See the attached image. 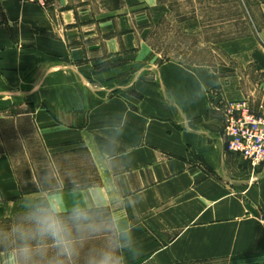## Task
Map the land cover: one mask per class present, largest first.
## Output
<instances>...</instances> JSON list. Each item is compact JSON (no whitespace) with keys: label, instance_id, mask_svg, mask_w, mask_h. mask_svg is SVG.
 I'll use <instances>...</instances> for the list:
<instances>
[{"label":"crops","instance_id":"0c3cea01","mask_svg":"<svg viewBox=\"0 0 264 264\" xmlns=\"http://www.w3.org/2000/svg\"><path fill=\"white\" fill-rule=\"evenodd\" d=\"M170 12L159 0H0V220L27 194L61 209L87 200L70 186L84 178L135 226L144 255L130 264H264V163L227 150L220 112L264 110V51L158 62L148 37ZM49 166L60 190L37 193Z\"/></svg>","mask_w":264,"mask_h":264},{"label":"clouds","instance_id":"9594fccd","mask_svg":"<svg viewBox=\"0 0 264 264\" xmlns=\"http://www.w3.org/2000/svg\"><path fill=\"white\" fill-rule=\"evenodd\" d=\"M42 185L36 191L55 192L60 184L51 167L43 170ZM91 181L80 178L70 186L84 189L87 200L72 202L61 209L40 196H23L15 209V220L0 229V251L11 254L13 264H130L144 255L135 226L115 219L111 205L97 193L95 201L87 193ZM113 197L112 203H118ZM137 201H125L127 208ZM94 242L99 246L93 247Z\"/></svg>","mask_w":264,"mask_h":264},{"label":"rangeland","instance_id":"374dc122","mask_svg":"<svg viewBox=\"0 0 264 264\" xmlns=\"http://www.w3.org/2000/svg\"><path fill=\"white\" fill-rule=\"evenodd\" d=\"M159 1L168 4L171 12L156 25H151L148 41L152 54L156 56L157 60H155L158 62L173 58L180 59L189 65L204 62L214 67L217 63L231 61L229 59L230 52L240 47L253 48V46L257 45L258 47L259 45V49L263 50L264 41L260 40L258 31L263 24L259 9L264 0ZM29 3H35L41 9L47 6L45 1ZM186 18H192V23L194 22L193 18H196L197 26L192 30L193 33L182 31V28L187 27L180 20ZM228 103L230 102L225 104ZM224 105L220 111L223 138ZM35 143V140H32L31 146ZM27 146L29 147V145ZM14 220V218L0 220V229L8 228ZM0 264H13L12 255L6 256L3 251H0Z\"/></svg>","mask_w":264,"mask_h":264},{"label":"built area","instance_id":"2783aa9c","mask_svg":"<svg viewBox=\"0 0 264 264\" xmlns=\"http://www.w3.org/2000/svg\"><path fill=\"white\" fill-rule=\"evenodd\" d=\"M21 1L47 4L50 0ZM223 113L227 150L242 156L254 168L264 163V110L256 113L247 101L241 100L225 104Z\"/></svg>","mask_w":264,"mask_h":264}]
</instances>
